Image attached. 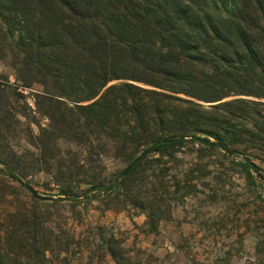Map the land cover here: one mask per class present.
Masks as SVG:
<instances>
[{"label":"trees","instance_id":"1","mask_svg":"<svg viewBox=\"0 0 264 264\" xmlns=\"http://www.w3.org/2000/svg\"><path fill=\"white\" fill-rule=\"evenodd\" d=\"M0 62L22 87L41 89L32 111L24 93L0 84L2 97L30 110L12 117L24 123L33 150L27 161V152L0 153V264H49L74 245L73 232L64 244L54 232L50 208L57 202L35 199L23 181L38 160L46 165L58 155L59 141L88 144L89 154L92 144L117 151L150 144L152 152L117 183L103 186L96 176L72 182L73 175L59 192L75 206L79 197L122 193L151 233L162 205L146 199L144 184L132 189L128 182L155 155L186 142L242 155L233 163L256 185V154L238 147L264 150V0H0ZM11 112L0 106V134ZM162 172H152L156 189ZM112 243L113 264L127 261Z\"/></svg>","mask_w":264,"mask_h":264},{"label":"rangeland","instance_id":"2","mask_svg":"<svg viewBox=\"0 0 264 264\" xmlns=\"http://www.w3.org/2000/svg\"><path fill=\"white\" fill-rule=\"evenodd\" d=\"M0 84L14 86L24 93L28 107L34 110L33 94L41 90L39 86L22 87L2 62ZM0 106L12 109L11 115L3 117L7 131L0 134V153L27 152L24 157L27 161L33 151L29 147V135L24 123L18 125L12 115L30 114V110L1 95ZM36 118L40 124H46L38 115ZM33 133L39 134L36 127ZM92 145L95 149L89 154L88 144L59 141L54 150L58 155L54 159L48 157L46 165L38 160L36 170H31L33 173L23 180L39 195L57 202L50 213L54 232L61 242L66 241L67 232H73L76 237L67 257H53L49 264H113L106 249L111 238L115 240L114 249L126 256L127 261L121 264H264V191L256 187L258 184L264 187V150L256 152L250 144L238 147L244 156L256 154L250 157L260 170V175L253 174L256 185L246 180L233 163L240 162L242 155L226 156L220 150L195 142H186L162 156L151 157L153 160L140 168L142 174L132 175L128 182L132 189L144 184L146 199L162 205L163 219L157 232L151 233L145 215L122 193L101 195L92 202L79 197L78 206L61 195L60 187L64 189L73 175L72 182H88L91 176H96L107 186L150 146L129 144L123 151H117L109 147L107 150L103 144ZM76 164L83 168L75 169ZM92 169L96 171L94 174ZM158 170L163 171L158 179L160 189L155 188L151 177ZM58 198L63 201H57ZM25 200L32 204L28 196Z\"/></svg>","mask_w":264,"mask_h":264},{"label":"water","instance_id":"3","mask_svg":"<svg viewBox=\"0 0 264 264\" xmlns=\"http://www.w3.org/2000/svg\"><path fill=\"white\" fill-rule=\"evenodd\" d=\"M153 150V147H149L145 150H143L136 158H134L127 166L126 168H124L120 174L119 177L117 179L114 180V183H117L121 178H123L126 174H128L131 169L134 168V166L136 164H138L145 156L149 155ZM26 190L31 194V196H33L35 199L39 200V201H51L53 200L52 198L49 197H45V196H41L39 195L34 189L33 187H31L29 184L25 185Z\"/></svg>","mask_w":264,"mask_h":264}]
</instances>
